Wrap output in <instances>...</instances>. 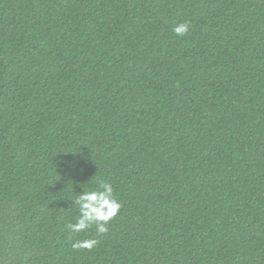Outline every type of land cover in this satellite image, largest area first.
<instances>
[{
	"label": "trees",
	"instance_id": "trees-1",
	"mask_svg": "<svg viewBox=\"0 0 264 264\" xmlns=\"http://www.w3.org/2000/svg\"><path fill=\"white\" fill-rule=\"evenodd\" d=\"M0 264H264V0H0Z\"/></svg>",
	"mask_w": 264,
	"mask_h": 264
},
{
	"label": "clouds",
	"instance_id": "clouds-1",
	"mask_svg": "<svg viewBox=\"0 0 264 264\" xmlns=\"http://www.w3.org/2000/svg\"><path fill=\"white\" fill-rule=\"evenodd\" d=\"M189 29L188 22L178 23L173 26L172 31L177 36H183ZM78 207L76 223H69L66 227L72 233H81L95 226L97 235L108 231L109 221L117 215L121 208L120 202L114 196V188L108 182H101L95 190H85L80 193L74 203ZM98 241L91 238L85 241H77L74 248L93 247Z\"/></svg>",
	"mask_w": 264,
	"mask_h": 264
}]
</instances>
